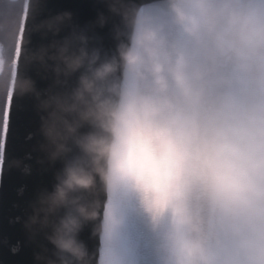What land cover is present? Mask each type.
Instances as JSON below:
<instances>
[{"label":"water","instance_id":"1","mask_svg":"<svg viewBox=\"0 0 264 264\" xmlns=\"http://www.w3.org/2000/svg\"><path fill=\"white\" fill-rule=\"evenodd\" d=\"M254 1L214 0L182 184L187 264L215 263L224 146L237 93L231 78L238 70L241 78ZM190 5L26 0L0 146V264H112L109 214L126 108L132 264H176L165 248L174 182L168 176L178 39ZM211 174L220 186L214 192ZM254 260L264 264V256Z\"/></svg>","mask_w":264,"mask_h":264},{"label":"bare ground","instance_id":"2","mask_svg":"<svg viewBox=\"0 0 264 264\" xmlns=\"http://www.w3.org/2000/svg\"><path fill=\"white\" fill-rule=\"evenodd\" d=\"M213 5L214 0H191V5L185 12V21L178 39L177 80L180 92L178 95L179 106L175 116H173V131L175 132L172 141L173 158L168 176L169 179L174 181L171 188L173 199H171L169 206L171 214H168L167 218L170 239L168 237V241L165 240V248L169 250L167 251L169 256L175 258L176 264H187L188 261L190 231L187 223L188 217H186L185 187L182 184H184L183 180L186 177L187 142H189L190 129L194 124V115L198 107V86L201 80ZM253 10L250 37L253 35L255 42L253 50H251L252 56L248 63H245L246 57H248V50L246 49V51L245 47V52H242V57L245 60L244 58H242V61L240 60L243 63L241 72L244 71L245 76L240 78L238 70L231 78L232 83H234L233 90H237V93L236 98L231 96L234 100L231 101L233 114L230 131L232 130V133L227 147L224 146L227 153L225 155V165L223 166L224 172L221 174L223 178H227L225 174L230 179L233 177L230 172H233L238 162L240 164V157L244 152L249 155L247 156L250 160L249 166L252 163L261 161L264 163V144H256L254 149L247 148L249 142H251L249 133L253 124L260 133L263 132L264 134V0H255ZM251 111L254 112L253 119H250ZM129 116L130 109L126 108L120 122V141L116 147V192L110 208L108 231V239L112 244V250L109 252L112 264H132L134 258L135 237L130 193L131 123ZM234 133L239 136L238 144H234V140H232L235 136ZM259 138L261 137H257V139ZM234 151H236V154H234ZM222 155L224 156V154ZM236 171L239 172L240 169ZM209 179L211 185H213L209 190L214 192V188L215 190L220 189V186L214 183L215 176L211 174ZM251 184L253 185L237 183L234 188V191L238 190L240 193L239 209L243 213L247 210L250 212L252 209L250 204L252 188H258L257 184L264 186V169L257 171L256 180ZM253 215L254 219H258L264 215V208L257 213L254 211L250 216ZM253 233L258 234V228L254 229Z\"/></svg>","mask_w":264,"mask_h":264},{"label":"rangeland","instance_id":"3","mask_svg":"<svg viewBox=\"0 0 264 264\" xmlns=\"http://www.w3.org/2000/svg\"><path fill=\"white\" fill-rule=\"evenodd\" d=\"M254 42L255 38L252 35L247 51L248 57H246L245 63H248L252 56L251 50H253ZM243 72L241 73L242 78L245 76ZM253 118L254 112L251 111L250 119ZM234 135L232 140H234V144H238L237 141L239 136L237 133H234ZM249 137H251V142H249L247 146L248 149H254L256 144H264V139H262L264 134L263 132L260 133L254 124L250 130ZM257 137L261 138L257 139ZM234 154H236V151H234ZM247 156L249 155L245 152L242 153L240 164L238 162L233 172H230L231 176L233 175V177L230 176L231 179L225 174L227 178H224L222 185L223 190L219 205L220 213L219 215L217 213L218 244H215L214 264H259V262L254 259L264 256V215L260 216L258 219H254V215L250 216L254 211L257 213L264 208V186H259V184H257L258 188H252L253 192L250 196L252 209L250 212L249 210L245 211V213L239 209V200H241L240 193L238 190L234 191L237 183L249 186L253 185L254 183H251L255 182L257 171L264 169L263 161L252 163L251 166H249L250 160ZM233 163L232 161V164ZM239 169L240 171L237 172L236 170ZM256 228H258V234L253 233V230Z\"/></svg>","mask_w":264,"mask_h":264},{"label":"flooded vegetation","instance_id":"4","mask_svg":"<svg viewBox=\"0 0 264 264\" xmlns=\"http://www.w3.org/2000/svg\"><path fill=\"white\" fill-rule=\"evenodd\" d=\"M25 6L26 0H0V75L15 61Z\"/></svg>","mask_w":264,"mask_h":264},{"label":"trees","instance_id":"5","mask_svg":"<svg viewBox=\"0 0 264 264\" xmlns=\"http://www.w3.org/2000/svg\"><path fill=\"white\" fill-rule=\"evenodd\" d=\"M13 63H9V67L7 65V69L5 72L0 75V146H1V139H2V132H3V125H4V116L7 104V97L9 92V87L12 78V68Z\"/></svg>","mask_w":264,"mask_h":264}]
</instances>
